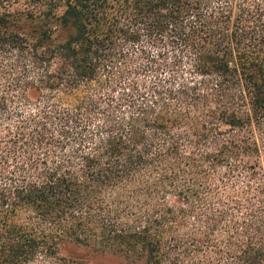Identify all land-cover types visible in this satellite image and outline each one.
Masks as SVG:
<instances>
[{
	"label": "trees",
	"instance_id": "obj_1",
	"mask_svg": "<svg viewBox=\"0 0 264 264\" xmlns=\"http://www.w3.org/2000/svg\"><path fill=\"white\" fill-rule=\"evenodd\" d=\"M0 264H264V0H0Z\"/></svg>",
	"mask_w": 264,
	"mask_h": 264
},
{
	"label": "rangeland",
	"instance_id": "obj_2",
	"mask_svg": "<svg viewBox=\"0 0 264 264\" xmlns=\"http://www.w3.org/2000/svg\"><path fill=\"white\" fill-rule=\"evenodd\" d=\"M85 253L86 249L76 244L69 245L65 250V254L70 257L71 255H83Z\"/></svg>",
	"mask_w": 264,
	"mask_h": 264
}]
</instances>
